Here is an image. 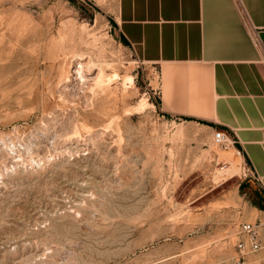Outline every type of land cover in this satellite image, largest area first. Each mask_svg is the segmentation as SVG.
<instances>
[{"label": "rangeland", "instance_id": "1", "mask_svg": "<svg viewBox=\"0 0 264 264\" xmlns=\"http://www.w3.org/2000/svg\"><path fill=\"white\" fill-rule=\"evenodd\" d=\"M113 8L0 0V264H258L238 257L234 186L247 208L264 189L243 162L222 171L205 120L166 111L180 66L139 59ZM77 52L105 79L65 81Z\"/></svg>", "mask_w": 264, "mask_h": 264}, {"label": "crops", "instance_id": "2", "mask_svg": "<svg viewBox=\"0 0 264 264\" xmlns=\"http://www.w3.org/2000/svg\"><path fill=\"white\" fill-rule=\"evenodd\" d=\"M112 14L139 59L180 66L163 67L166 111L228 133L236 144L225 152L264 189V64L253 41L255 29L264 45V0H114ZM239 185L234 224L263 221L264 208H247Z\"/></svg>", "mask_w": 264, "mask_h": 264}, {"label": "built area", "instance_id": "3", "mask_svg": "<svg viewBox=\"0 0 264 264\" xmlns=\"http://www.w3.org/2000/svg\"><path fill=\"white\" fill-rule=\"evenodd\" d=\"M253 41L260 52V60L264 64V45L257 35V31L253 29ZM214 141L221 147L226 148L235 139L232 140L230 135L223 130H216L214 133ZM252 176L255 175L254 170L250 169ZM237 234L240 235V239L236 242V248L238 252V257H240L244 263L245 256L249 254H256L264 252V221L248 222L242 223L238 227ZM258 264H264V256L258 259Z\"/></svg>", "mask_w": 264, "mask_h": 264}, {"label": "bare ground", "instance_id": "4", "mask_svg": "<svg viewBox=\"0 0 264 264\" xmlns=\"http://www.w3.org/2000/svg\"><path fill=\"white\" fill-rule=\"evenodd\" d=\"M71 69L68 71L69 72V74H67L68 75V77H66V80L65 81H67V82H71L72 81V79H77V78H81V79H84V80H90V79H92V82H93V80L95 81H99V79H101L102 77L104 78V76H106V74H105V71H104V68H103V65L102 64H100V63H97V62H94V61H92L91 59H88V56H84L83 54H81V53H74L72 56H71ZM75 76V78L74 77H72V76ZM114 76H116L115 74H113ZM113 76V77H114ZM105 79V78H104ZM127 83H130V84H132L133 83V78L131 77V76H129L128 78H127ZM91 82V81H90ZM73 83V82H72ZM97 83V82H96ZM95 83V84H96ZM105 83V82H104ZM87 84V83H86ZM74 85V84H73ZM79 85V84H78ZM95 86V85H94ZM93 86V87H94ZM66 88V87H65ZM88 89V88H87ZM62 91V90H61ZM63 92V91H62ZM83 92V91H82ZM76 95V94H75ZM74 96V95H73ZM78 98V97H77ZM84 101V100H83ZM84 104H86V103H84ZM227 148V147H226ZM228 163H229V166H227L226 168H224V169H222V171L224 172V173H230V175L231 176H233L234 175V173H235V170H237L236 169V166L234 165V159L231 157V159L230 160H228ZM132 231V230H131ZM138 231V230H137ZM143 232V231H142ZM133 233V232H132ZM139 234V233H138ZM134 235V234H133ZM140 235V234H139ZM111 236V235H110ZM116 235H114V237H115ZM122 237L123 236H126V235H121ZM120 236V237H121ZM132 236V235H131ZM138 236V235H137ZM109 237V236H108ZM107 237V238H108ZM113 237V236H112ZM130 238V237H129ZM135 238V237H134ZM133 238V239H134ZM109 239H111L112 240V238L110 237ZM114 239H116V238H114ZM120 239V238H119ZM119 239H118V243H119ZM125 239V238H124ZM126 239H127V237H126ZM121 240V239H120ZM132 240V239H131ZM131 240H129V241H131ZM108 241V240H107ZM113 241V240H112ZM112 241H110V242H112ZM116 241V240H115ZM114 241V242H115ZM133 241H135V240H133ZM133 241H131V242H133ZM130 242V243H131ZM105 243V242H104ZM121 243V242H120ZM119 243V244H120ZM127 243V242H126ZM129 243V242H128ZM127 243V244H128ZM129 243V244H130ZM107 244V243H106ZM114 244V243H113ZM122 244H124L123 242H122ZM121 244V245H122ZM127 244H126V247L125 248H129V246L127 247ZM112 245V244H111ZM115 245V244H114ZM113 245V246H114ZM121 245H119V246H121ZM131 245V244H130ZM112 247V246H111ZM115 247V246H114ZM123 247V246H122ZM132 247V246H131ZM120 248V247H119ZM136 248V247H135ZM142 248V247H141ZM115 249V248H114ZM117 249H118V247H117ZM121 249L122 248H120V249H118V250H120L118 253H120V252H122V253H124L123 252V250L121 251ZM129 249H131V248H129ZM131 251H133V250H131ZM130 251V252H131ZM117 253V252H116ZM117 253V254H118ZM121 254V253H120ZM125 254V253H124ZM121 255H123V254H121ZM117 257V256H116Z\"/></svg>", "mask_w": 264, "mask_h": 264}, {"label": "trees", "instance_id": "5", "mask_svg": "<svg viewBox=\"0 0 264 264\" xmlns=\"http://www.w3.org/2000/svg\"><path fill=\"white\" fill-rule=\"evenodd\" d=\"M255 204H257L260 208H264V204H261L260 202L258 203L255 202Z\"/></svg>", "mask_w": 264, "mask_h": 264}]
</instances>
